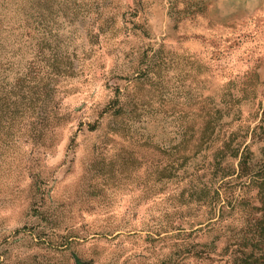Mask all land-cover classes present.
<instances>
[{"label": "rangeland", "instance_id": "obj_1", "mask_svg": "<svg viewBox=\"0 0 264 264\" xmlns=\"http://www.w3.org/2000/svg\"><path fill=\"white\" fill-rule=\"evenodd\" d=\"M0 264H264V0H0Z\"/></svg>", "mask_w": 264, "mask_h": 264}]
</instances>
